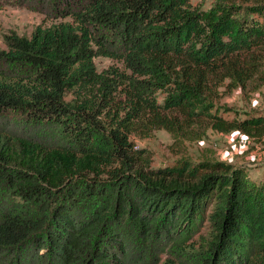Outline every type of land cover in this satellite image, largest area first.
<instances>
[{"label": "trees", "instance_id": "trees-1", "mask_svg": "<svg viewBox=\"0 0 264 264\" xmlns=\"http://www.w3.org/2000/svg\"><path fill=\"white\" fill-rule=\"evenodd\" d=\"M6 6L48 23L2 35L0 264H146L128 236L178 251L203 223L211 237L195 264H264V176L184 158L152 168L131 141L204 118L218 132L264 137V113L228 119L205 102L209 76L229 71L244 83L254 73L264 0L207 9L185 0H0ZM100 56L121 66L98 71Z\"/></svg>", "mask_w": 264, "mask_h": 264}, {"label": "rangeland", "instance_id": "rangeland-1", "mask_svg": "<svg viewBox=\"0 0 264 264\" xmlns=\"http://www.w3.org/2000/svg\"><path fill=\"white\" fill-rule=\"evenodd\" d=\"M191 7L207 9L219 0H185ZM237 5H249L260 0H221ZM43 15L24 8L3 7L0 9V48L5 45L2 35L7 31H15L19 35L29 36L38 24H47ZM98 71L111 65L121 63L109 57L94 58ZM251 62L255 71L240 83L235 73L220 71L208 77L205 91V102L210 112L232 119L241 117L243 113H264V44L252 50ZM164 93L158 91L154 97L162 100ZM210 122L204 118L192 120L176 127L174 131L165 128L138 131L131 136L135 148L143 149L142 153L150 157V167L160 164H172L184 158L191 161L210 160L223 161L232 165H243L248 172L257 177L264 176V137L247 138L233 130L218 132L211 128ZM243 135V136H242ZM210 227L203 223L195 231L188 232L178 251L170 250L167 242H150L143 245L140 240L128 236V245L132 256L146 253V264H195L207 248L206 239L210 236ZM203 239H201V237Z\"/></svg>", "mask_w": 264, "mask_h": 264}, {"label": "built area", "instance_id": "built-area-1", "mask_svg": "<svg viewBox=\"0 0 264 264\" xmlns=\"http://www.w3.org/2000/svg\"><path fill=\"white\" fill-rule=\"evenodd\" d=\"M243 136V135H242Z\"/></svg>", "mask_w": 264, "mask_h": 264}]
</instances>
